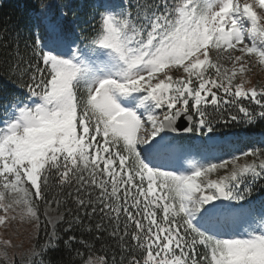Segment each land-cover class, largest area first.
<instances>
[{
  "label": "snow or ice",
  "instance_id": "obj_1",
  "mask_svg": "<svg viewBox=\"0 0 264 264\" xmlns=\"http://www.w3.org/2000/svg\"><path fill=\"white\" fill-rule=\"evenodd\" d=\"M78 13L37 0L27 58L0 27V226L19 216L48 237L27 264H53L61 240L87 249L82 264H264V139L229 154L218 132L264 123V86L245 79L264 66V0ZM85 230L108 232L119 258L94 257Z\"/></svg>",
  "mask_w": 264,
  "mask_h": 264
},
{
  "label": "trees",
  "instance_id": "obj_2",
  "mask_svg": "<svg viewBox=\"0 0 264 264\" xmlns=\"http://www.w3.org/2000/svg\"><path fill=\"white\" fill-rule=\"evenodd\" d=\"M37 0H0V27L7 29L4 36L5 40L14 42L17 38V32L19 33V51L22 56L27 58L29 50L25 48V43L30 42L29 32L27 25L30 23V17L32 13V8ZM58 2L69 3L72 7L79 9V16L82 19H87L90 12V4L92 0H58ZM88 29L91 30V24L87 25ZM182 71L174 72V76H180ZM250 83L248 86L255 85L258 88L264 86V66L258 65L254 67V71H249L245 77ZM248 103L247 101L245 102ZM211 111V109H209ZM218 132L227 133L228 137L231 134H235V138L232 143L236 145L237 151H243L247 147L258 145L259 142L264 139V123H257L256 125L249 127L243 123L232 122L229 127L218 126ZM232 150L229 148L228 153ZM69 207H74L69 205ZM99 219L94 217L90 223H98ZM49 231L51 227L49 226ZM111 231V229H108ZM73 233H69L71 235ZM78 238L86 241L93 248V256H103L104 251H100L101 247L107 250L109 258L114 252L119 258V248L117 247V242L108 235V232L103 233H88L86 230L83 235L78 231L75 233ZM101 235L103 239L97 240L95 236ZM63 239H67L61 233ZM48 239L47 235L43 230H39L38 239L40 243H43ZM79 249L80 252L85 254L87 258V249L79 244L73 245L71 250L64 247L63 241H60L59 248L55 252H50L45 259L51 258L53 264H82L79 257L76 256L75 250ZM15 260H17L15 258Z\"/></svg>",
  "mask_w": 264,
  "mask_h": 264
},
{
  "label": "rangeland",
  "instance_id": "obj_3",
  "mask_svg": "<svg viewBox=\"0 0 264 264\" xmlns=\"http://www.w3.org/2000/svg\"><path fill=\"white\" fill-rule=\"evenodd\" d=\"M226 67H231V64L227 61H223ZM259 64L256 62L255 58L252 59L250 71H254V67ZM247 71L245 77L247 76ZM183 75V74H181ZM180 75V76H181ZM234 135H230L228 139L231 141L230 149L232 152H238L235 144L232 143ZM248 162L251 161V157L246 158ZM240 163H245V158H241ZM231 169V165L228 166V170ZM225 170H219L216 174H213L212 178H217L219 175H224ZM2 214V213H0ZM49 215L55 219L59 215L58 212L49 210ZM41 224H43V216L41 217ZM39 230L35 221L21 220L17 216L16 220H11L8 222L7 226H0V264H10L13 259L18 261H24L27 264V254L37 243ZM11 241V246H6L4 241ZM7 254V259L4 256Z\"/></svg>",
  "mask_w": 264,
  "mask_h": 264
}]
</instances>
